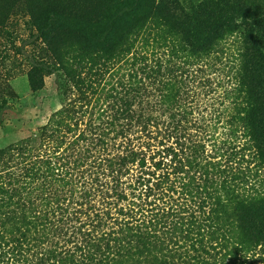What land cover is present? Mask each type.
I'll return each instance as SVG.
<instances>
[{"label":"rangeland","instance_id":"rangeland-1","mask_svg":"<svg viewBox=\"0 0 264 264\" xmlns=\"http://www.w3.org/2000/svg\"><path fill=\"white\" fill-rule=\"evenodd\" d=\"M244 1L264 11V0ZM25 2L0 0V16L7 4ZM38 31L28 14L18 12L0 28V152L21 146L34 150L49 161L54 174L26 180L21 170L28 154L0 157L6 183L11 178L9 187L20 189L14 201L19 206L10 208L15 214L0 227L13 233L3 232L7 244L0 250V264H91L92 260L108 264L107 259L119 264L114 257L119 250V221L131 217L135 225L148 227L153 216L163 211L170 218L184 216L186 262L194 263L195 256L207 258L199 234L204 233L207 220L215 219L217 201L227 200L222 185L231 187L234 198L248 203L264 199V145L250 132L241 133L243 140L234 132L238 140L230 149L232 156L217 164L222 163L229 174L213 177L216 190L199 193L184 190L181 175L174 174L173 156L175 150L181 156L187 152L188 143L184 151L179 145L181 134L191 140L190 147L194 144L211 157L220 155L217 148L225 145L224 139L234 130L225 128L232 109H227L230 101L224 95L237 72L240 39L229 36L203 60L187 57L191 67L204 62L203 71L187 84L189 97L176 105L157 99L160 105L151 107L147 102L142 107L147 124L131 123L134 128L122 130L118 68H102L85 87L77 88L66 72L76 55L58 62L56 44L46 42ZM62 50L64 55L69 53L66 47ZM181 66L178 62L177 67ZM67 109L75 112L67 122L70 127L50 125L56 114ZM210 121L222 123L207 128ZM208 169L214 171L212 166ZM256 173L260 182H255ZM235 203L231 214L236 212ZM23 220L37 224H16ZM232 226L235 235L227 240L221 236L217 249L211 251L213 261L264 264V241L242 243L234 220ZM18 228L24 238L14 233ZM208 232L212 235L213 229ZM205 240L211 242L213 237Z\"/></svg>","mask_w":264,"mask_h":264},{"label":"trees","instance_id":"trees-1","mask_svg":"<svg viewBox=\"0 0 264 264\" xmlns=\"http://www.w3.org/2000/svg\"><path fill=\"white\" fill-rule=\"evenodd\" d=\"M26 1L24 4L10 3L1 9L0 28L6 27L17 12L28 14L46 42L51 40L56 44L54 54L58 62L65 63L67 55H76L66 72L77 88L85 87L87 80L96 77L102 68L112 71L118 68L119 129L122 130L134 128L135 125L131 126V123L138 124V127L147 124L142 108L147 102V106L151 107L160 105L157 99L176 105L189 97L187 84L203 71L204 62L191 67L187 57L203 60L229 36L240 39L242 47L237 55V72L224 95L230 101L227 109H232L225 118V128L234 130L230 131L228 139H224L225 145L223 143L217 148L220 155H206L205 151L194 148V144L190 147L192 143L189 138L182 134L179 136L181 149L185 148L186 143L188 145L185 148L187 152L182 156L180 152H174V174L181 175L187 193L217 189L213 177L229 174L222 163L217 164L232 156L233 150L230 149H233L238 136L243 140L241 133L250 132L256 142L264 145V11H256L244 0ZM63 47L69 53L64 55ZM178 62L182 64L181 67H177ZM73 113L67 109L56 114L50 125L70 127L67 122L73 118ZM218 116L220 120L221 114ZM213 123L218 126L222 122L210 121L207 128ZM234 132L240 134L237 136ZM13 152L28 154L21 170L26 180L54 174L48 160L22 146L0 152V157ZM216 159V163L208 161ZM210 166L214 168L213 172L209 171ZM253 177L255 182H260L257 173ZM5 178L1 172L0 227L15 214L10 208L19 206L14 201L20 189L9 187L11 178L9 185ZM221 189L227 200L223 203L217 201L215 219L207 220L209 224L205 226L204 233L199 234L202 236L201 251L207 258L195 256L191 264H216L211 251L217 249L221 236L227 240L235 235L233 226L230 227L233 220L240 231L236 237L240 236L242 243L256 245L264 241V209L260 207L264 205V199L258 198L248 203L236 196L235 199L230 186L223 184ZM234 201L236 212L231 214ZM23 223L29 227L37 224L36 221L27 223L25 220L16 224ZM148 224V227L135 225L131 217L119 221V250L114 256L119 258V264H188L184 216L175 214L170 218L166 211L158 212ZM209 228L213 229L212 235L206 233ZM3 232L13 235L9 231H0V250L7 244V235ZM14 233L25 237L22 229L18 228ZM207 237H213V241H206ZM112 262H115L114 259L106 261L108 264ZM91 264L99 263L92 260Z\"/></svg>","mask_w":264,"mask_h":264}]
</instances>
